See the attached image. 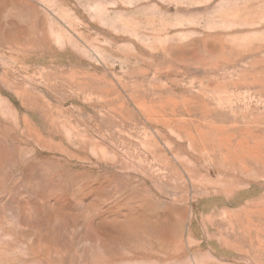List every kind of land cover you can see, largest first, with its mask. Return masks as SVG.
Wrapping results in <instances>:
<instances>
[{"label":"rangeland","instance_id":"rangeland-1","mask_svg":"<svg viewBox=\"0 0 264 264\" xmlns=\"http://www.w3.org/2000/svg\"><path fill=\"white\" fill-rule=\"evenodd\" d=\"M0 264H264V0H0Z\"/></svg>","mask_w":264,"mask_h":264}]
</instances>
